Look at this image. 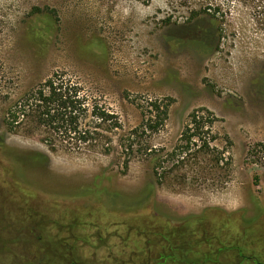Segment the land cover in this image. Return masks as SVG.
<instances>
[{"label": "rangeland", "instance_id": "1", "mask_svg": "<svg viewBox=\"0 0 264 264\" xmlns=\"http://www.w3.org/2000/svg\"><path fill=\"white\" fill-rule=\"evenodd\" d=\"M225 1L214 20L200 0H0V85L11 96L64 73L126 129L147 102L171 99L151 139L166 149L207 108L233 157L224 188L158 186L147 161L125 172L117 152H54L42 132H9L1 94L0 264H67L62 254L78 264L264 263V164L247 155L264 142V11Z\"/></svg>", "mask_w": 264, "mask_h": 264}, {"label": "trees", "instance_id": "2", "mask_svg": "<svg viewBox=\"0 0 264 264\" xmlns=\"http://www.w3.org/2000/svg\"><path fill=\"white\" fill-rule=\"evenodd\" d=\"M217 1L200 0V12L214 20L223 18ZM239 1L254 4L255 9L264 11V0ZM225 2L229 5L234 0ZM212 8L214 13L210 14ZM3 89L0 85V95L7 94L5 98L9 103L4 113L7 130L28 135L42 132L44 141L54 152L59 147L67 152L104 156L117 152L125 172L134 160L147 161L158 186L217 189L230 182L232 141L228 135L221 136L215 131L218 119L207 108L195 109L188 116L178 144L166 149L155 147L151 139L164 129L171 99L147 102L143 106L141 124L126 129L118 115L96 102L64 73L56 72L18 96H11ZM247 155L252 163L264 164V142L252 145ZM255 182H259L257 177ZM195 221H200V217L185 219L181 227L188 228ZM176 227L172 226L173 230ZM69 256L62 254L60 258L67 264H78ZM168 257L173 259V256ZM163 260L166 261L165 257Z\"/></svg>", "mask_w": 264, "mask_h": 264}, {"label": "flooded vegetation", "instance_id": "3", "mask_svg": "<svg viewBox=\"0 0 264 264\" xmlns=\"http://www.w3.org/2000/svg\"><path fill=\"white\" fill-rule=\"evenodd\" d=\"M241 248V247H240ZM241 250V249H240ZM166 257V256H165ZM164 257H162L161 256V259H163ZM165 259H167V257L165 258ZM169 259V258H168ZM247 260H249V259H252V260H254L256 263H259L260 264V262L257 260V257L254 255L253 257H247L246 258ZM165 261V260H164ZM262 264H264V263H262Z\"/></svg>", "mask_w": 264, "mask_h": 264}]
</instances>
